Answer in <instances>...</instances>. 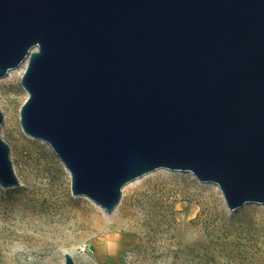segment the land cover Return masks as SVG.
I'll return each instance as SVG.
<instances>
[{"label":"water","instance_id":"water-1","mask_svg":"<svg viewBox=\"0 0 264 264\" xmlns=\"http://www.w3.org/2000/svg\"><path fill=\"white\" fill-rule=\"evenodd\" d=\"M26 60L22 130L74 196L112 213L166 170L216 185L230 213L264 205V0H0V79Z\"/></svg>","mask_w":264,"mask_h":264},{"label":"rangeland","instance_id":"rangeland-1","mask_svg":"<svg viewBox=\"0 0 264 264\" xmlns=\"http://www.w3.org/2000/svg\"><path fill=\"white\" fill-rule=\"evenodd\" d=\"M27 98L21 77L0 81L2 135L20 180L0 186V264H65V252L75 264H264V205L230 213L219 188L191 174L162 170L128 184L109 226L72 194L51 148L22 130ZM111 229L119 238L108 248Z\"/></svg>","mask_w":264,"mask_h":264},{"label":"bare ground","instance_id":"bare-ground-1","mask_svg":"<svg viewBox=\"0 0 264 264\" xmlns=\"http://www.w3.org/2000/svg\"><path fill=\"white\" fill-rule=\"evenodd\" d=\"M27 60L26 61H24L20 66H18V67H16V68H14V69H12V70H10L9 71V73H8V75L5 77V78H7V79H11L12 77H22L23 76V73L25 72V70H26V67H27ZM2 80H4V78H2V79H0V81H2ZM160 171H162V170H160ZM158 172V171H157ZM146 177V176H145ZM141 179V178H140ZM139 179H137V180H135V181H133L132 183H130V184H133L134 182H136V181H138ZM216 186V185H215ZM217 187V186H216ZM127 188V186L125 187V189ZM218 188V187H217ZM92 201V200H91ZM94 202V201H93ZM95 203V202H94ZM105 214H106V216H107V219H108V224H109V226H110V224H112V225H116V222L114 221L115 219H114V216H113V214L116 212V210L114 211V212H112V213H107L105 210H104V208H102L100 205H98L97 203H95ZM117 209V208H116ZM113 221V222H112ZM118 229H120V226L118 227ZM121 230V229H120ZM111 232H112V234H111V236H110V240H109V242H107L106 243V246L108 247V248H112V247H114L115 246V243H114V241L115 240H117L118 238H119V234H117L115 231H114V229H111Z\"/></svg>","mask_w":264,"mask_h":264}]
</instances>
